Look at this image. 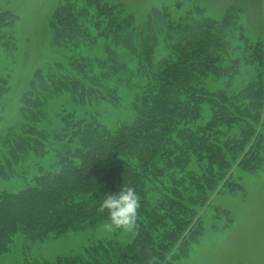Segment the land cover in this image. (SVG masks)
<instances>
[{
	"label": "trees",
	"instance_id": "1",
	"mask_svg": "<svg viewBox=\"0 0 264 264\" xmlns=\"http://www.w3.org/2000/svg\"><path fill=\"white\" fill-rule=\"evenodd\" d=\"M76 4L65 0L55 11L54 42L72 49L90 38H105L106 55L89 60L84 53L66 52L72 67L66 74L60 68L58 73L36 72L21 98L24 121L17 131L10 128L6 136L0 135L3 179L14 176L15 164L54 154L47 166L38 162L30 173L17 175L26 182L21 190H0V256L10 250L17 234L36 242L99 226L107 219V212L97 211L103 197L130 186L141 197L140 227L131 241L100 240L75 255L50 262L34 257L19 264H147L150 256L163 258L166 253L172 254V264L190 252L202 233L199 209L214 194L240 187L232 178L234 165L244 170L262 163L261 44L252 54L260 66L256 80L232 94L226 86L210 91L206 81L223 73L221 61L228 55L230 13L220 20L189 16L179 24V42L171 46L168 58L154 63L159 34L171 30L165 14L151 12L141 29L139 49L134 18L125 16L119 4L87 0L93 7L89 17V7ZM15 20V14L0 11V42L8 44L7 31ZM120 48L137 56L136 70L120 60ZM134 78L139 82L133 83ZM5 79L0 80V95ZM121 80L137 89L132 122L111 129L96 114L79 117L64 111L63 125L52 134L56 143H48L39 125L51 97L68 92L79 105L118 104V86L111 81ZM2 110L0 106V121ZM208 110L210 117L204 120Z\"/></svg>",
	"mask_w": 264,
	"mask_h": 264
},
{
	"label": "rangeland",
	"instance_id": "2",
	"mask_svg": "<svg viewBox=\"0 0 264 264\" xmlns=\"http://www.w3.org/2000/svg\"><path fill=\"white\" fill-rule=\"evenodd\" d=\"M87 0H76L81 8ZM108 4H119L122 13L132 15L136 31L135 43L140 48L142 28L153 10L168 17L171 30L159 34L154 50V63L168 58L172 45L179 42V24L185 23L191 15H207L220 20L230 13L231 25L228 28V55L221 61L224 70L219 77H209L206 87L210 91L228 87L229 93L238 92L240 88L258 77L259 63L252 54L257 44H261L264 54V0H103ZM65 0H0V11L6 10L16 15L13 28L8 30L11 39L8 44L0 42V80L4 77L3 93L0 95V106L3 117L0 121V135L6 136L24 121L20 112L22 96L31 88L36 72H61L70 70V59L66 52L82 54L89 60L103 59L105 38L88 39L82 47H63L53 40L52 18ZM86 7H89L86 5ZM89 7L87 17L93 11ZM162 16V17H163ZM88 20L86 19L85 23ZM92 30V28H91ZM6 41V39L4 40ZM118 55L128 68L136 70L138 58L127 50L120 48ZM96 71V70H95ZM97 72V71H96ZM133 83L139 82L136 78ZM117 84L116 94L120 95L118 104L108 101H96L79 105L67 93L51 97L46 106L47 115L40 122V128L48 134L50 144L56 141L52 134L63 125L62 113L72 111L77 116L96 114L97 119L111 129L120 122H132L136 115L132 106L137 89L125 80L111 81ZM208 109V107H206ZM204 120L210 113L204 114ZM259 133L263 139L264 120ZM2 144L0 142V150ZM36 160V159H35ZM54 154L49 152L38 157V162L48 165L53 162ZM38 162L33 158L15 164L14 176L6 179L0 177V190L18 191L26 182L20 175L27 170L30 173ZM196 166H192L195 168ZM232 178L240 184L237 190L214 194L209 204L199 209L203 221L202 233L191 247L190 252L177 257L172 264H264V153L258 167L242 170L234 165ZM152 199L156 197L153 193ZM102 224L97 227L69 231L59 237H50L44 241L32 242L24 235L13 237L10 250L0 256V264H19L27 259L39 257L48 262L59 257L71 256L84 252V248L100 240L117 238L122 242L131 241L124 233H106Z\"/></svg>",
	"mask_w": 264,
	"mask_h": 264
},
{
	"label": "clouds",
	"instance_id": "3",
	"mask_svg": "<svg viewBox=\"0 0 264 264\" xmlns=\"http://www.w3.org/2000/svg\"><path fill=\"white\" fill-rule=\"evenodd\" d=\"M141 197L130 186H122L118 192L106 194L100 202L98 212H107V219L102 223L106 233H124L135 237L139 231V210ZM172 254L166 253L163 258L152 255L147 264H168Z\"/></svg>",
	"mask_w": 264,
	"mask_h": 264
}]
</instances>
